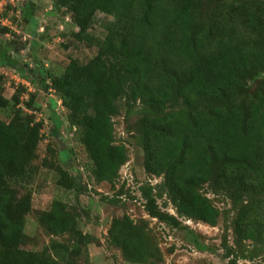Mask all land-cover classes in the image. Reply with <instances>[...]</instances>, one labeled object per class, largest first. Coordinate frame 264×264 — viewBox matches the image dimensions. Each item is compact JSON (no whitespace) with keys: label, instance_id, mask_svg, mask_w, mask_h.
I'll return each instance as SVG.
<instances>
[{"label":"trees","instance_id":"obj_1","mask_svg":"<svg viewBox=\"0 0 264 264\" xmlns=\"http://www.w3.org/2000/svg\"><path fill=\"white\" fill-rule=\"evenodd\" d=\"M73 20V37L85 39L98 12L112 17L97 51L86 61L70 58L59 74L19 63L0 42V67L52 91L65 110L90 162L95 182L114 186L128 161L115 138L113 118H134L130 133L156 184L139 186L145 213L169 228L182 219L224 224V257L253 260L264 253V0H50ZM32 18L30 0L14 6ZM17 13V15H16ZM3 33L11 32L1 27ZM21 84H19L20 86ZM20 86L0 95V264H73L93 237L78 225L77 210L54 199L37 222L52 238L40 250L22 247L42 138V121L23 110ZM34 95L23 103L31 109ZM60 122L51 128L57 133ZM53 165V164H51ZM56 184L84 191L81 176L52 166ZM225 199L218 208L207 196ZM122 186L109 203L117 204ZM170 204L174 213L163 210ZM232 231L234 248L227 243ZM67 236L65 241L55 237ZM108 243L129 262L154 264L161 252L148 221L112 218ZM229 264H236L230 260Z\"/></svg>","mask_w":264,"mask_h":264},{"label":"rangeland","instance_id":"obj_2","mask_svg":"<svg viewBox=\"0 0 264 264\" xmlns=\"http://www.w3.org/2000/svg\"><path fill=\"white\" fill-rule=\"evenodd\" d=\"M23 0L14 2L20 6ZM32 18L30 21L15 16V9L7 0L4 4L3 17L7 18L11 32L0 30V42L8 46L9 53L19 63H26L33 68L42 65L52 74H59L70 58L86 61L97 51V41L106 33V25L112 20L111 16L98 12L95 15L88 35L77 41L73 32L77 30L73 20L63 11L55 8L50 0H30ZM2 26H0L1 28ZM0 95L10 99L20 88L11 69L0 67ZM31 90V91H29ZM22 89L19 106L42 121V138L37 148L34 161L36 174L26 185L31 192V211L26 215L24 239L22 247L29 250H40L52 238L37 222L40 211L47 210L52 200L59 199L69 207L77 210L79 227L90 237L92 242L87 244L86 253L74 260L73 264H149L144 262H129L123 259L120 251L108 243L107 229L112 218L129 215L133 220L144 218L148 221L151 234L155 237L161 252V260L154 264H264V253L248 260L232 253L224 257L222 246L223 221L220 218L217 225L212 227L201 222L182 219V228H169L156 219L150 218L144 211L143 199L139 192L142 183L156 184L160 178L147 175L142 167V153L135 145L130 133L134 118H125L123 113L113 118L115 138L128 148V161L120 168L119 178L114 186L106 182H95L89 175L90 162L74 131L68 127L65 110L59 98L50 90H42L39 82L30 83V89ZM34 95L31 109L24 105L25 98ZM22 98V99H21ZM9 109L0 107V118L8 120ZM60 122L57 133L51 128L54 120ZM58 165L65 168L73 176H81L84 191L76 193L56 184L57 173L53 169ZM122 186L123 194L117 204L109 203L108 199L115 196ZM214 204L226 209L229 204L222 197L207 194ZM164 199H158L163 210L174 213L170 204L164 205ZM227 243L234 248L232 231L229 229ZM65 241L67 236L55 237Z\"/></svg>","mask_w":264,"mask_h":264},{"label":"built area","instance_id":"obj_3","mask_svg":"<svg viewBox=\"0 0 264 264\" xmlns=\"http://www.w3.org/2000/svg\"><path fill=\"white\" fill-rule=\"evenodd\" d=\"M12 6H14V2L15 0H7ZM18 1V0H16ZM4 4H5V0H0V26H3V27H9L10 26V22L8 21L7 18L3 17L2 14L4 12ZM17 15V13H16ZM0 73H2V70L0 68ZM11 73H13V77L15 79V72L14 71H11ZM17 75V74H16ZM17 84H21L22 86H24V88H28V90L30 89V81L25 79V78H22V77H19L17 75ZM31 91V90H29ZM22 99V98H21ZM27 99V98H25Z\"/></svg>","mask_w":264,"mask_h":264}]
</instances>
